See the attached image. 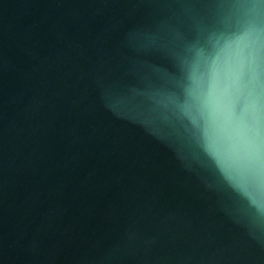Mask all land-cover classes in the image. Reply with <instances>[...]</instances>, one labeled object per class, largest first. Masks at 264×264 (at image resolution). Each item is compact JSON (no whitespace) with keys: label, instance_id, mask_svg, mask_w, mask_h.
Wrapping results in <instances>:
<instances>
[{"label":"water","instance_id":"95a60500","mask_svg":"<svg viewBox=\"0 0 264 264\" xmlns=\"http://www.w3.org/2000/svg\"><path fill=\"white\" fill-rule=\"evenodd\" d=\"M0 264H264V0H0Z\"/></svg>","mask_w":264,"mask_h":264}]
</instances>
